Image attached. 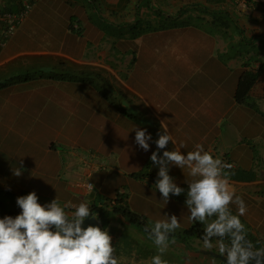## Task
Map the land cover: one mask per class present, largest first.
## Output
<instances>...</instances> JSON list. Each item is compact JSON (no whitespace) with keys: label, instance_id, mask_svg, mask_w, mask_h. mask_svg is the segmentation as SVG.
Segmentation results:
<instances>
[{"label":"crops","instance_id":"obj_1","mask_svg":"<svg viewBox=\"0 0 264 264\" xmlns=\"http://www.w3.org/2000/svg\"><path fill=\"white\" fill-rule=\"evenodd\" d=\"M98 1L101 7H107L106 11L108 7L115 8L120 12L116 17L121 16L118 23L112 18H101L123 25L131 21L122 19L128 14V7L137 8L141 0H94V5ZM151 1L155 5L163 1V7L203 4L213 12L224 10L246 29L243 30L246 41L239 42L236 29L231 32L233 36L227 34L232 25L224 24L204 27L181 23L146 31L136 38H130L128 33L116 37L98 26L99 21L93 16L97 10L91 9L87 0H60L63 14L52 22L60 23L64 40L56 42L52 26L41 23L37 26L40 36L36 41L26 26L33 12L42 6L39 0L0 49V135L8 137L22 134L21 128L30 129L26 134L46 137L48 145L36 148L42 152L41 156L34 153L24 156L18 151L13 158L2 159L5 151L13 152L0 143V165L3 166L2 160L11 163L14 160L15 164L36 167L34 173L41 174L46 182L56 178L58 181L50 190L52 198L62 200L58 206L69 215L79 217L92 205L101 204L97 201L99 191L108 188L109 193L102 196L105 200L114 198L116 193L125 195L129 209L144 215L151 228L187 229L197 219H205L200 194L189 191L184 199L177 200L150 179L130 175L143 170L154 159L158 145L152 133L156 125L152 123H159L169 146L166 159L155 172L159 180L171 186L212 185L224 207L239 216L253 236L263 240L264 16L259 9L243 8L239 0ZM4 3L14 10L19 6L0 1V5ZM86 5L91 7L88 15L83 12ZM141 6H147L143 0ZM179 11L177 14L183 15ZM213 19L210 13L205 22L209 24ZM109 35L125 43V54H132L123 61L124 69L115 71L108 65L111 59L107 52L99 48L101 40ZM241 44H247L246 56L239 51ZM47 63L65 70L61 72L99 71L103 92L89 81L47 77L56 71H46L31 79L13 75ZM258 68L262 73L248 95V101L255 107L237 103L234 95L240 76ZM105 166L109 172L102 178L94 176L97 179L91 191L78 186ZM11 168L3 172L7 177L12 174ZM1 172L2 169L0 177ZM248 172H253L254 177ZM11 179L15 178L11 176L8 184H13ZM2 198L8 200L10 209L13 204L17 209V199L5 195ZM28 204L24 205L29 207ZM34 204L37 208H29L38 209L39 205ZM100 223L101 231L85 247L75 239L58 240V228L32 230L24 220L3 210L0 264L223 262L210 253L215 251L201 246L205 241L198 238H191L189 246L177 238L151 239L115 213H107L106 222ZM49 241L59 249L55 262L44 260L40 254Z\"/></svg>","mask_w":264,"mask_h":264},{"label":"rangeland","instance_id":"obj_2","mask_svg":"<svg viewBox=\"0 0 264 264\" xmlns=\"http://www.w3.org/2000/svg\"><path fill=\"white\" fill-rule=\"evenodd\" d=\"M143 3L147 6H143V7L141 6L140 11H137L136 6L128 7L129 12L122 19H125L124 21H126L128 18H130L131 21L129 19L128 20L130 21V25H131L132 21L133 20L135 21V19L138 18L140 27H148V26L149 27H155L156 25H158L160 23L164 24L166 22L167 23L168 22L169 23H171V22L188 23V24H195V25L204 26V27L206 25L210 26V24L205 22V18L210 17V12L203 11V9L205 7L203 4H196L197 6L196 7L193 6V8L187 7L185 10L187 12H183V15L179 16L177 14V12L182 8V6H179V7H174V6L163 7V6H161L163 4V1H157V4L155 5V3L151 0H143ZM38 4H39V6H41V5L42 6L40 8H37L33 12L34 13L33 16H31V18L27 20L28 22L30 21V23L26 26V29H28L30 31V33L32 32V36L35 37L34 39L36 41H38L37 37H39L40 35L38 33V27L37 26H39L41 23L49 24L50 26H52V30H53L55 36L57 37L56 42H61L62 40H64V38L62 39V33L63 32L60 29V23L57 22L54 24L52 22V21H55L54 18H59V16L63 14V10L61 9L60 0H40V2ZM85 4H86V2H85ZM100 4H101V2L95 3V8H96L99 16L104 17V18H112L116 23H118V20L120 19L121 16H119V17H116V16L119 15L120 12H118L117 9L110 8V7H108V9L106 11L105 8H107V7H105V6L101 7ZM149 6H151V7H149ZM33 7H34V5H33ZM33 7H32V9H33ZM90 8H89V6L86 5V8H83V12L87 13V15H88L89 11L91 10ZM95 8L93 7L92 9H95ZM153 8L156 11L152 10ZM205 8H207V7H205ZM94 12H95L93 15L94 18L98 19L97 18L98 15H97L96 11H94ZM104 13L106 14V16H103V15H105ZM167 15H171V16H167ZM170 17L172 19H170ZM39 19L41 21H39ZM116 23H114V25H113L114 34H111V35H115L117 37L118 35H120V31L121 32L126 31L127 23L124 22L123 27L122 28L120 27L119 29L115 28ZM116 25H120V23L116 24ZM139 26L136 27V25H135L137 30H138V28L140 29ZM34 30H37V33L33 32ZM152 30L153 29H151L149 31H152ZM243 30H246V29L243 28ZM231 32L232 33L236 32V30L234 29V26L227 29V34H229V35L231 34V36H233ZM111 35H109V37H105V38H103V40H101V44L99 45V48L102 49L104 52L105 51L107 52L108 57H110V59H111V64H108V65H110L116 71L118 69L123 68L122 67L123 61L126 60V58L130 57L132 54H131V52H129L128 54H125V52H124V49L126 47L125 43L123 44L120 41H118L117 39L114 40L112 37H110ZM124 36H126V33L124 34ZM242 42L245 43L244 41H242ZM84 43H85V41H82V44H81L82 47L84 46ZM246 48H247V44L246 45L241 44V47L239 50L241 55L246 56V51H247ZM46 71H56L59 73L61 71H65V70H63L61 67H58V68L54 67L52 63H47V64L43 65L42 67H28V68L23 69L22 71H16L15 74L13 73V75L16 77L24 78V79H27V78L31 79V78H38L41 75V73L46 72ZM117 73L119 74V72H117ZM121 106L125 107L122 104H121ZM19 124H22V122H19ZM157 125H160V124L157 123L156 126H153V129H154V127L159 128V126H157ZM29 130L30 129L24 130V128H21L19 133L22 131L21 132L22 134L11 135L8 137L5 135L4 136L0 135V143H3L4 145H6L7 146L6 148H10L13 152V154L12 153L7 154V152L5 151V153H3V155H2V159H6L5 156H8L9 159L13 158L15 153L18 151H19V153H24V156L29 155L30 153L40 154L38 156L42 155V152H37V150L39 149L38 147L48 145L46 142L47 138L43 137V136H39V135L35 136V135H31V134H26L27 132H29ZM160 131L166 139V136H165L163 130H160ZM153 132H154V130H153ZM126 135L127 134H125L123 136H126ZM95 138H97V137H95ZM36 148H38V149H36ZM3 149H4V147H3ZM58 149H60V148H58ZM76 149H78V147ZM19 155H21V154H19ZM18 158H20V157L18 156ZM2 161H3V166L0 165V170L2 169V172H1L2 177H0V190L7 191V192L11 193V196L8 195L9 199L13 198L12 194H17L20 197V200L18 201L19 204L30 203V204H28V205H30L29 207H36V206H34L35 205L34 203H37L39 205L38 209L64 211L63 208L58 206L59 203H62V200H60L59 198H56V199L52 198L54 195H51V192H50V190H52V188L55 186L54 182L58 181L56 178L51 179L50 182H46L42 179L41 174L34 173L37 168L32 166V165L25 166V165H22L20 162L15 164L16 161H14V160H12V163L9 161H5V160H2ZM9 166H12L11 176L13 178H15L14 180L11 179L13 184H8V182L10 181L8 179L11 176L7 177V174L3 173L4 170H6V171L9 170ZM113 169L118 171V169H120V168H113ZM95 171H96L95 174L89 179V181L91 183H95V180L98 177L99 178H102V176L105 177L107 172H109L107 170V166L99 167ZM111 174H114L113 170L111 171ZM95 175L97 178L94 177ZM121 179H117V180H119L118 181L119 183L123 184ZM118 182H116V183H118ZM60 185H61V183L58 182V186H60ZM111 186H112V184L109 185V189H111ZM8 187H11L12 190L8 189ZM119 187H121V186H119ZM57 188H60V187H57ZM107 189L99 191V198L100 199L97 200L98 204L100 203V201H101V203H104L105 201H107V200H105L104 197H102L103 195H106L107 193H109V192H107ZM109 191L112 192V190H109ZM47 198L49 201H47ZM0 199L1 200L3 199L1 193H0ZM3 201H6V200L3 199ZM53 206H57V207L53 208ZM220 206L221 205H217V203H214L213 204L214 211L220 217L221 220H223L225 222H230L231 218H233L235 215L230 210H228L226 207H224L223 204L221 206L223 209ZM205 221H207V223L209 224V228H215L213 233L218 232V229H219L218 223H216V221L214 219L209 217L206 212H205ZM245 228L247 229L248 225H246ZM247 231H249V229H247ZM57 237H58V240L61 239L60 235H58ZM214 238H213V240L205 241V243L201 244V246H203L207 249H211V250L218 252V253H222V254L227 253L229 255L228 257L235 259V260H238L239 257H238L237 251L239 249H241V244L236 240V238H227L225 241L223 240V242L218 241L217 237H214ZM261 244H262L261 246H263V243H261Z\"/></svg>","mask_w":264,"mask_h":264},{"label":"trees","instance_id":"obj_3","mask_svg":"<svg viewBox=\"0 0 264 264\" xmlns=\"http://www.w3.org/2000/svg\"><path fill=\"white\" fill-rule=\"evenodd\" d=\"M87 1H88L87 2L88 5H90L92 8L93 7L95 8V5L93 3L94 0H91L92 2H89V0H87ZM141 3H142V0L139 1V3H138L137 11H140ZM194 6L196 7L197 5H194ZM19 7L20 6H18V8ZM149 7H151V6H149ZM187 7H190V6L183 7L179 11V14L184 12ZM191 7H193V6H191ZM6 8L10 9V10H14V9H12V7L10 5H8ZM152 10H155V9L153 8ZM203 11L210 12L211 15L214 16V19L209 22L211 27H216V26L218 27L219 24L232 25V26H234V29H236L240 35V41L239 42L241 43L242 41H246L244 38V35H243L244 31H243L242 27L228 14V12H226L224 10L213 12V11H210L209 9H207L205 7H204ZM96 13L98 15V17L97 16L96 17L98 18V21H99V23H97L98 26L101 27V29L105 33H113L114 34V30H113L114 23L106 22L103 18H101L99 16L98 12H96ZM170 19H171V17H170ZM179 24H181V23H177V22H171V23L168 22L167 23L166 22L164 24L160 23V24L156 25L155 27H149V26L148 27H140L139 26V20L137 18V19H135L134 22L131 23V25H130V23H127L126 31L125 32L120 31V35H124L125 33H128V36L130 38H136L137 36L141 35L142 33L146 32V31H149L151 29L157 30V29L169 27L170 25L175 26V25H179ZM123 25H121V24L116 25L115 24V28H118V29L120 27L122 28ZM135 25H136V27L139 26L140 29L138 28V30H137ZM261 73H262L261 68H258L256 70L244 71L242 73V75L240 76V78L238 80L235 95H234L237 103L248 104L252 107H255L254 103L248 101V95H249V92L252 89L253 85L255 84V82L260 77ZM47 77L55 78V79L89 81V82H92L93 84H95L97 86V88L99 89V91L103 92L100 89L99 82H97L101 78V75H100V72L96 71V70L81 71L79 74L70 73V72H59V73L49 74V75H47ZM152 124L156 125L157 123L154 122ZM152 133H153V136H155L154 132H152ZM156 140H157V138H156ZM166 141H167V139H166ZM157 145H158V150L155 153L153 158H155V156L159 152L158 140H157ZM152 161H153V159L151 158L143 170H141L139 172H134L130 175L132 177H135V178H140V179L148 178V179H150L151 182L156 184L162 192L166 193L170 197L177 199V200L184 199L185 195L189 191H193L195 193L200 194L203 198V209L205 210V212L207 213V215L209 217H211L212 219H214L216 221V223H218V226H219L218 232L213 233L215 228H209V224L207 223V221H205V219H197L196 222L194 224H192L189 228L183 229V230L169 231L166 229H153L149 226V222L144 215L138 214V213L133 212L132 210L129 209L125 195H122L120 193H116L114 198L108 199L104 203H101L99 205H92V207H90L86 211L82 212L79 217L73 216V215H70V216L74 217V218H83L86 215H88L89 213H92V214H96V217L100 222L105 223L107 213L120 214L127 221L131 222L133 225H135V227H137L139 230H141L148 238L156 239V240H165L168 238H177V239L185 242L187 246L190 245L189 240L191 238H198L202 241H210V240H213L214 237H217V240L221 241V242H223V240L225 241L227 238H236V240L241 244V249H239L237 251L238 257H239L238 261H241L243 263H247L250 260V257L247 254L246 248H245L246 242H248L253 249L260 251L264 254V241L257 239L255 236H253L251 234V232L247 231V229L245 228V226H246L245 222L239 216L235 215L233 218H231L230 222H225V221L221 220L220 217L216 214V212L214 211L213 204L217 203V205H221V206H222V204L219 201V197H218V193H217L216 189L212 185H207L205 187H202L199 185L171 186V185L165 184L164 182L159 180L157 173L150 171V165H151ZM248 173L252 177H254L253 172H248ZM0 193L2 196L3 195H5V196L10 195L11 196V193H9L7 191L0 190ZM12 196L14 199H17L18 201L20 200V197L17 194H12ZM3 199L6 201H3ZM3 199L2 200L0 199V212L3 210H6V211L12 213L18 219L23 220L16 212V205L13 204L12 208L10 209L9 204H7L8 200L6 198H3ZM52 228L57 229L58 227H52ZM58 230L60 232V237L62 240L69 241V240L73 239L67 232L62 231L60 228H58ZM261 243H263V246H261L262 245ZM225 255L229 256L227 253H225ZM222 264H225V263L222 262Z\"/></svg>","mask_w":264,"mask_h":264},{"label":"water","instance_id":"obj_4","mask_svg":"<svg viewBox=\"0 0 264 264\" xmlns=\"http://www.w3.org/2000/svg\"><path fill=\"white\" fill-rule=\"evenodd\" d=\"M154 133L159 142V152L151 162L150 171L155 173L160 170L163 160L167 157L169 146L158 127H154ZM16 212L27 223L30 229L40 230L58 227L85 247L91 245L94 237L102 229L100 221L92 213L83 218H74L63 211L34 209L24 204H18ZM245 248L250 257L247 263L232 259L222 253H210L220 258L225 264H264V254L262 252L253 249L248 242L245 243Z\"/></svg>","mask_w":264,"mask_h":264},{"label":"built area","instance_id":"obj_5","mask_svg":"<svg viewBox=\"0 0 264 264\" xmlns=\"http://www.w3.org/2000/svg\"><path fill=\"white\" fill-rule=\"evenodd\" d=\"M5 2V0H0ZM9 3H18L19 8L10 10L5 7V3L0 5V49L5 47L8 40L15 34L18 27L25 20L33 5L39 0H7ZM243 8H256L264 16V0H239ZM78 184L86 191H91L93 185L89 181ZM41 257L49 262H55L59 258V249L53 242L45 243L40 251Z\"/></svg>","mask_w":264,"mask_h":264},{"label":"clouds","instance_id":"obj_6","mask_svg":"<svg viewBox=\"0 0 264 264\" xmlns=\"http://www.w3.org/2000/svg\"><path fill=\"white\" fill-rule=\"evenodd\" d=\"M68 214V213H67Z\"/></svg>","mask_w":264,"mask_h":264}]
</instances>
